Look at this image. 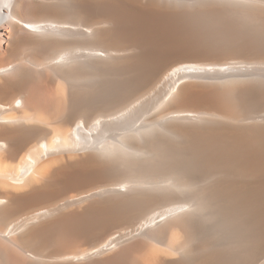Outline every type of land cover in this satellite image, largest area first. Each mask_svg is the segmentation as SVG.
<instances>
[{
	"label": "bare ground",
	"instance_id": "bare-ground-1",
	"mask_svg": "<svg viewBox=\"0 0 264 264\" xmlns=\"http://www.w3.org/2000/svg\"><path fill=\"white\" fill-rule=\"evenodd\" d=\"M0 264H264V0H0Z\"/></svg>",
	"mask_w": 264,
	"mask_h": 264
}]
</instances>
